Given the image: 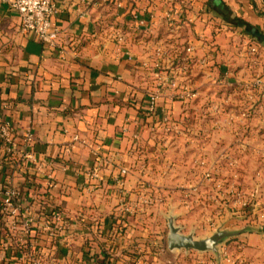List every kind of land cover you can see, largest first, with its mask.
Wrapping results in <instances>:
<instances>
[{
  "label": "crops",
  "instance_id": "0c3cea01",
  "mask_svg": "<svg viewBox=\"0 0 264 264\" xmlns=\"http://www.w3.org/2000/svg\"><path fill=\"white\" fill-rule=\"evenodd\" d=\"M55 4L52 21L59 38L57 47L51 48L32 33L22 34L18 13L8 0H0V123H12L19 141L22 132H34L38 162L51 164L56 171L57 205L73 223L84 219L74 226L78 237L71 256H80L83 247L90 245L97 254L112 253L116 264H126L135 250L147 264H165L150 249L153 227L157 240L162 239L155 226L162 225L167 203L153 195L155 185H145L141 178L158 168L154 159L170 142L167 132L172 117L180 128L187 110L193 113L187 122L197 127L193 145L207 138L208 158L217 157L210 145L220 122L212 108L206 122L199 119L203 110L199 99L204 93L200 85L208 81L211 96L217 84L224 86L231 98V86L264 76V46L226 21L237 17L264 32V0H189L191 22L187 20L180 28L182 43L210 48L215 58L205 70L196 64L188 77L172 67L178 63V54L167 43L164 17L169 5L164 0H55ZM135 11L150 20V32L132 26ZM117 34L125 36L126 50L116 46ZM248 45L258 46L256 64L249 60ZM158 47L165 50V57L155 69ZM179 77L198 94L189 105L180 102L178 88L169 85ZM155 91L160 98L152 113L148 101ZM228 111L223 118L225 127L232 123V111ZM75 136L80 140L74 141ZM182 138L176 135L180 153L184 151ZM226 142L230 143L229 135ZM97 150L103 157V182L90 184L86 171L97 165ZM0 170L1 184L12 170H22L27 177L39 169L21 163L17 154L7 153L0 145ZM122 170L129 171L125 178ZM151 198L152 206L144 203ZM130 206L132 212L123 213Z\"/></svg>",
  "mask_w": 264,
  "mask_h": 264
},
{
  "label": "rangeland",
  "instance_id": "374dc122",
  "mask_svg": "<svg viewBox=\"0 0 264 264\" xmlns=\"http://www.w3.org/2000/svg\"><path fill=\"white\" fill-rule=\"evenodd\" d=\"M216 87L218 89L211 96L209 82L200 85L204 93L199 99L203 109L199 119L206 122L212 108L220 122L215 142L210 145L217 151V157H211L213 161L208 158L207 138L193 145L197 127L187 122L193 116L192 111L187 110L180 128L175 126L176 120L172 117L167 132L170 142L162 146L154 159L158 168L153 167L147 177L141 178L143 184L155 185L153 195L167 203L162 225L155 226L157 233L161 230L162 239L157 240L153 227L151 240L154 241L150 249L151 253L158 254L156 260L165 264L210 263L214 258L220 261L226 253L234 259L246 260V264H264V236L259 234V231L264 232V102H253L237 86H231L234 90L231 98L229 89L218 84ZM228 110L232 111V123L225 127L223 118ZM202 127L200 130L205 136L206 128ZM177 134L183 137L180 140L183 153L176 146ZM228 135L230 143L226 142ZM170 217L183 234H194L198 239L218 231L242 233L219 246V259L212 252L182 250L172 253L168 250L169 229L166 226ZM137 254L136 260H139L142 254L138 250ZM152 259L150 257L149 261ZM147 263L143 260V264Z\"/></svg>",
  "mask_w": 264,
  "mask_h": 264
},
{
  "label": "built area",
  "instance_id": "2783aa9c",
  "mask_svg": "<svg viewBox=\"0 0 264 264\" xmlns=\"http://www.w3.org/2000/svg\"><path fill=\"white\" fill-rule=\"evenodd\" d=\"M164 1L169 5L164 19L167 28L173 33L174 25L182 16V0ZM8 2L20 17L22 34L32 33L41 43L51 48L57 47L59 33L52 21L57 13L55 0H8ZM131 24L136 30L150 32V20L141 16L139 11L133 13ZM115 44L119 50L125 49V36L117 34ZM200 52L203 55L197 56ZM246 52L250 62L256 64L259 56L258 46L248 45ZM186 54L187 57L197 58L196 64L203 70L208 69L215 58L213 50L196 45L188 46ZM156 57L154 68L158 69L161 67L159 61L165 57V50L162 47L157 48ZM186 69L183 68V71ZM179 75H181L180 71ZM227 75L228 72H225L224 79ZM185 80L181 81L180 77L171 79L169 85L178 88L176 97L180 102L189 104L196 100L198 94L191 88L190 82ZM239 88L250 100H254L253 102L257 100L264 102V76H256L251 83L241 84ZM159 98V92L155 91L150 95L149 112L153 113L157 110ZM164 120L166 123L169 122L168 118ZM17 137V129L12 123H0L1 147L9 154H17L21 163L35 164L39 170H32L27 177L22 175V170H12L0 184V264H72L64 255V251L66 250L69 256L74 253V240L78 237L74 226L84 222V219L77 220V224L73 223L66 212L57 205L56 190L59 188V183L56 171L51 169L53 165L38 162L33 150L36 142L34 132L31 130L22 132L20 141ZM79 140L78 136L74 137V141ZM262 153L264 156V152ZM95 155L97 165L86 171V178L90 184L92 181L103 182L100 170L103 157L98 150L95 151ZM128 173V170L121 171L123 178ZM19 179L21 182H18ZM23 182L28 183L29 186L25 187ZM144 203L152 206L154 200L151 198ZM131 212V206L123 210V213ZM262 219L264 220V216ZM139 258L136 260L137 264H143V258ZM246 263V260L234 259L227 253L220 261L214 258L210 263L202 262V264Z\"/></svg>",
  "mask_w": 264,
  "mask_h": 264
},
{
  "label": "trees",
  "instance_id": "16d2710c",
  "mask_svg": "<svg viewBox=\"0 0 264 264\" xmlns=\"http://www.w3.org/2000/svg\"><path fill=\"white\" fill-rule=\"evenodd\" d=\"M213 2H215L216 0H212ZM212 3V2H211ZM217 4V2L215 3ZM189 5V1L186 0H182L181 1V8H182V16L180 18V20L174 25V32L171 33L170 30L168 29V41L167 43L169 45H171V49L174 50L176 52V54H178V63H176L175 66H172L173 69H177L184 73L182 74L184 77H188V75L191 72V69H193V67L196 65L197 62V58H190L187 57L186 54V43L183 42L182 43V38L180 36V28L182 27V25L184 24V22H191L189 21L188 17L190 14L191 9H189L188 7ZM224 7V6H223ZM225 10V9H224ZM224 12V11H223ZM228 14V13H227ZM225 14L223 15L224 20L228 19V15ZM226 18V19H225ZM227 23L233 27V28H240L243 30V33L252 37L257 44H260L262 46H264V32H261L257 29H255L253 26H251L250 24L246 23L245 21L237 18V17H232L229 20H226ZM175 64V63H174ZM187 68L185 71H183V68ZM188 79V78H187ZM190 104V103H189ZM188 103L186 105H189ZM118 224L120 226H122L121 222H118ZM121 228V227H120ZM88 244V243H87ZM95 248L93 246H84L83 247V251L81 253L80 256L73 257V256H69L68 254H64L65 256H67V258H69L70 262H74V264H116L114 261H116L115 257H113V254L104 250L103 253L101 254H97V252L94 250ZM137 251L135 250L134 253L130 254V259L128 261H126V264H136V256H137Z\"/></svg>",
  "mask_w": 264,
  "mask_h": 264
},
{
  "label": "water",
  "instance_id": "95a60500",
  "mask_svg": "<svg viewBox=\"0 0 264 264\" xmlns=\"http://www.w3.org/2000/svg\"><path fill=\"white\" fill-rule=\"evenodd\" d=\"M168 250L196 251L199 253L212 252L219 259V246L225 241L239 236L242 232L218 231L207 238L198 239L194 234L185 235L180 227L175 225L173 217L168 220Z\"/></svg>",
  "mask_w": 264,
  "mask_h": 264
}]
</instances>
